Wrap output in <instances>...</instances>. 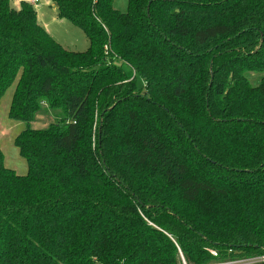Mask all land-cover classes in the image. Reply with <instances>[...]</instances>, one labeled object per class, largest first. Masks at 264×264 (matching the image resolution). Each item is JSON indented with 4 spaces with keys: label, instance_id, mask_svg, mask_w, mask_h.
Here are the masks:
<instances>
[{
    "label": "trees",
    "instance_id": "16d2710c",
    "mask_svg": "<svg viewBox=\"0 0 264 264\" xmlns=\"http://www.w3.org/2000/svg\"><path fill=\"white\" fill-rule=\"evenodd\" d=\"M48 1L89 46L0 0V103L14 86L28 165L0 149V264L264 255V0Z\"/></svg>",
    "mask_w": 264,
    "mask_h": 264
},
{
    "label": "rangeland",
    "instance_id": "374dc122",
    "mask_svg": "<svg viewBox=\"0 0 264 264\" xmlns=\"http://www.w3.org/2000/svg\"><path fill=\"white\" fill-rule=\"evenodd\" d=\"M46 1L49 2L48 0H39V3H44ZM128 1L129 0H114V6L120 11L125 12L128 9ZM12 3L14 6H18L15 0H12ZM38 21L42 25L43 23L46 24L53 37L69 49L83 51L89 46L86 34L79 27L68 20L59 18L58 15L56 18L53 12L49 13L45 7L39 9ZM260 77L261 74L251 76L254 81H258ZM13 92L14 86L7 90L0 103V149L5 155L6 164L10 168L16 169L18 173H26L28 170L27 162L20 155L19 150L14 143L15 137L26 128V124L9 117ZM53 121L54 117L52 113L42 111L36 115L32 122V127L46 128ZM183 264H185L184 261Z\"/></svg>",
    "mask_w": 264,
    "mask_h": 264
},
{
    "label": "built area",
    "instance_id": "2783aa9c",
    "mask_svg": "<svg viewBox=\"0 0 264 264\" xmlns=\"http://www.w3.org/2000/svg\"><path fill=\"white\" fill-rule=\"evenodd\" d=\"M34 2L37 0H33ZM215 256L218 255L216 251L212 252ZM184 263L186 261L183 259ZM261 262H264V255H258V256H251V257H240V258H233V259H228L224 261H219V262H214L211 264H259Z\"/></svg>",
    "mask_w": 264,
    "mask_h": 264
},
{
    "label": "crops",
    "instance_id": "0c3cea01",
    "mask_svg": "<svg viewBox=\"0 0 264 264\" xmlns=\"http://www.w3.org/2000/svg\"><path fill=\"white\" fill-rule=\"evenodd\" d=\"M22 0H15V2H16V4L19 6V4H20V2H21ZM28 1H31L34 5H35V7H36V9H37V13H39V9H41L42 7H45L48 11H49V13H51V12H53V14L56 16V18H57V8H56V6L54 5V4H51V3H49V2H44V3H39V0H37V1H33V0H28ZM41 6H40V5ZM43 26L48 30V32L51 34V31H49V28H48V26L46 25V24H44L43 23ZM52 35V34H51ZM53 36V35H52ZM57 40V39H56ZM65 40H67V39H65ZM58 41V40H57ZM60 42V41H59ZM61 43V42H60ZM7 165V164H6ZM7 167H9L8 165H7ZM14 169V168H13ZM16 170V169H15ZM17 171V170H16ZM21 173V172H20ZM21 174H25V173H21Z\"/></svg>",
    "mask_w": 264,
    "mask_h": 264
}]
</instances>
